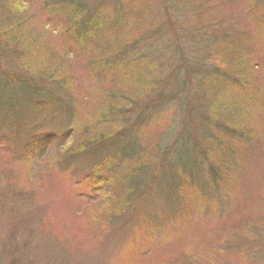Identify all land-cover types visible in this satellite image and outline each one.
Instances as JSON below:
<instances>
[{"label": "rangeland", "instance_id": "1", "mask_svg": "<svg viewBox=\"0 0 264 264\" xmlns=\"http://www.w3.org/2000/svg\"><path fill=\"white\" fill-rule=\"evenodd\" d=\"M97 1L96 32L75 39L58 0H0L11 72L56 80L77 129L118 108L124 122L97 129L128 133L125 161L61 169L0 123V264H264V0ZM217 118L244 135L219 134ZM200 123L230 142L228 186L206 165L190 187L169 176L165 154L174 163L183 139L199 142ZM142 173L151 185L138 191Z\"/></svg>", "mask_w": 264, "mask_h": 264}, {"label": "trees", "instance_id": "2", "mask_svg": "<svg viewBox=\"0 0 264 264\" xmlns=\"http://www.w3.org/2000/svg\"><path fill=\"white\" fill-rule=\"evenodd\" d=\"M58 1V3L51 2L49 5L55 6L57 4L60 6L57 13L60 14L63 19L67 17L68 32L75 39L87 37L89 34L96 32L98 25L95 18L98 17L100 13V7L97 6L99 2L97 0ZM115 12L116 9L113 7L110 14L112 13V15H115ZM6 42L7 40L4 39L3 44L0 43V123L12 131V136L7 135V137L14 140H16L15 137H21V141H25L22 147L28 149L32 148L29 158L33 157L36 163L41 161L43 165L61 169H66L75 159L85 161L88 167L96 164L97 166L99 164H105V166L108 164L110 165L115 162V159H111L113 154L125 161V159L121 157L120 151L123 149L125 141L128 138L127 131L119 129L113 135L107 136L104 135L102 131H99L97 126L99 124L102 126V124H106L107 122L117 124L120 118L124 122L127 110L111 108L109 109L110 118L105 115V117L98 119L95 126L90 127L84 124L77 129L71 113V104L68 100L63 99L60 93H54L55 87L58 90V83L56 80L23 70H14L11 72L10 67L12 65L13 53L9 52V49L4 47ZM104 56L102 62L103 66L113 67L114 57L109 59L106 55ZM205 101H207V99H205ZM216 104L217 102H214L212 99L206 102V107L210 110V116L214 114ZM199 108L200 107L196 106L195 109L198 110ZM113 110L117 111L116 116V112L111 113ZM197 110H195L194 114L198 117ZM66 114L68 117H66ZM212 120L214 122L217 121V132L223 134L226 138H231L233 134L235 137L244 135V132L240 131V129H232V127L228 126L226 120L223 122V119L220 120L218 118L217 120ZM218 120H220V123ZM63 122L65 123V127L59 128V125ZM205 127L204 123L198 124L196 130L203 137L199 139V142L196 137L197 141H195L194 145L191 144L188 139L182 138L183 143L181 144V150L176 154L174 163H171L170 160L171 150L165 154L167 158L166 161L171 168L169 169V176L173 182L174 171H172V169H179L183 173L180 174L176 171L175 173L178 174L177 177L181 180H187L188 185L185 187H190V182L196 183L198 180L197 178L202 172L200 169L203 165H206L208 167V174L206 177L210 178L212 184L217 186V189L221 188L224 184L228 186V175L225 176V174L230 168L231 161H224V159L228 158L233 153L232 147L230 142L229 145L231 149L223 139H217V137L213 136L211 132L207 130L206 125ZM42 131H44V133L37 136V132ZM215 139L217 140L215 141ZM3 141L7 144L3 147L9 148V140L5 137L0 140V147ZM202 142L206 143L205 148L202 146ZM19 155L25 157L23 153ZM47 160H49V164H47ZM208 163H211V166ZM199 164H201L200 168ZM28 165L30 166L31 164L29 163ZM212 165L217 166V171L213 169ZM219 166H221L222 170ZM140 171L145 170L142 169ZM132 175L133 174L130 173L122 178L123 188L127 190L131 189L129 180ZM138 175L142 178L136 183L135 190H145L146 187L151 185L149 180L145 178L147 174L142 173ZM124 183L125 185L123 186ZM229 188L230 187L227 189ZM143 194L144 192L140 197ZM89 201L91 202V200Z\"/></svg>", "mask_w": 264, "mask_h": 264}]
</instances>
